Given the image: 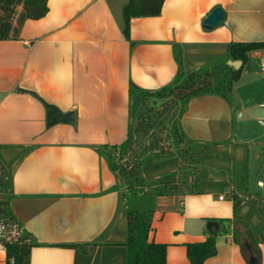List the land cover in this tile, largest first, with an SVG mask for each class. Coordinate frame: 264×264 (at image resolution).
<instances>
[{
	"label": "crops",
	"instance_id": "obj_1",
	"mask_svg": "<svg viewBox=\"0 0 264 264\" xmlns=\"http://www.w3.org/2000/svg\"><path fill=\"white\" fill-rule=\"evenodd\" d=\"M127 3L48 0L45 17L25 21L17 39L0 41L2 154L12 160L30 149L14 170L12 207L43 244L32 250L31 264H74L75 251L57 244L123 240L113 231L106 234L119 196L116 177L97 147L125 141L130 81L149 90L170 84L179 69L174 43L184 50L226 52L233 42H264V0H165L159 16L131 20L132 47L123 34ZM216 7L224 10V20L206 30L203 21ZM259 53L264 55L249 57ZM43 101L73 111L75 123L48 126ZM235 121L243 143L251 145L248 189L251 157L263 189L264 74L258 62L243 67L229 103L213 95L195 97L181 119L191 139L215 143L237 142ZM252 124L260 137L251 136ZM233 217L225 193L160 198L149 239L167 246L166 264H189L187 245L210 236L216 237L217 254L204 264H264V244L251 243L241 226L235 243ZM0 264H6L1 245Z\"/></svg>",
	"mask_w": 264,
	"mask_h": 264
},
{
	"label": "trees",
	"instance_id": "obj_2",
	"mask_svg": "<svg viewBox=\"0 0 264 264\" xmlns=\"http://www.w3.org/2000/svg\"><path fill=\"white\" fill-rule=\"evenodd\" d=\"M164 2L128 0L123 7V34L132 47L136 43L130 37L131 20L159 16ZM48 11V0H0V41L17 39L25 21L39 20ZM173 51L179 68L174 80L157 90L144 89L130 81L126 139L121 144L97 147L116 177L113 190L119 196L116 216L106 234L113 231L123 240L110 242L100 237L89 242L55 245L74 250V264H166L167 246L149 238L158 200L173 196L229 192L234 209L235 243H240L241 226L251 243L264 244V195L249 194L250 198L245 195L249 192L248 159L231 160L230 167H219L222 178L211 177L212 171L206 163L220 159L214 148L230 141L193 140L181 123L190 100L195 97L213 95L229 103L234 83L240 78L249 55L264 51V42L230 43L224 59L201 73L184 71L183 45L174 43ZM233 61H242V68L235 70ZM155 100L163 103L151 104ZM178 104L181 109L175 118L172 109ZM2 149L0 146V245L6 253V264H31L32 250L43 244L24 227L12 207L16 197L14 170L30 149L12 160L4 158ZM120 214L126 221L124 232L115 226ZM216 254L213 236L187 245L189 264H204Z\"/></svg>",
	"mask_w": 264,
	"mask_h": 264
},
{
	"label": "rangeland",
	"instance_id": "obj_3",
	"mask_svg": "<svg viewBox=\"0 0 264 264\" xmlns=\"http://www.w3.org/2000/svg\"><path fill=\"white\" fill-rule=\"evenodd\" d=\"M225 53V48H210V49H204V50H194V49H188L186 48L183 52V60H184V65H183V68H184V71L186 73H190V72H193V71H197L198 73H201L203 70H205L206 68H211L213 67L215 64H218L219 61H222L224 59V56L223 54ZM209 57V58H208ZM262 59V53H259V54H256V55H252L251 57H249V60L248 61H251V62H255L258 64L260 63V60ZM242 68V64L240 65L239 69ZM161 103H163V100H155V101H152L151 104L155 105V106H159ZM181 109V104H178L175 109H172L173 112H172V115H174L175 118H177V116L179 115V111ZM237 114L238 112L235 111V116L237 118ZM251 136L253 138H255V136H259L261 135V130L259 131L254 124H252L251 126ZM240 125H239V122L238 121H235V124H234V135H235V139L237 140V142H231L228 143V144H225V145H222V146H219V147H216L214 148L215 151H218L220 153V159H217L216 161H208L206 163V167H208L210 169V172L211 173V177H214V178H222L220 175H219V167H230L231 165V160L233 161H242L243 158H247L248 160V163H249V158H248V154H249V151H248V147H250L249 145L247 144H244V134H242V129L240 130ZM246 137V136H245ZM234 139V141H236ZM242 140V143L239 142V140ZM211 150V149H210ZM256 158L254 157H251L250 158V164L252 165V182L250 184V188L248 189L249 192L250 191H259L261 193V195H264L262 194L264 188L262 189L258 183H257V177H256V170H255V167H256ZM215 171V172H214ZM229 178L230 177V174L227 173L226 175V178ZM262 178L264 180V175H262ZM249 192H246L245 195L247 198H250L249 197V194H257V193H249ZM226 195L229 196V192H225ZM264 207V206H263ZM248 209V207H247ZM245 209L244 210V213L245 211L247 210ZM119 219H118V223H117V227H119L118 229L119 230H123L124 229V218L123 216L120 214L119 215ZM240 227V226H239ZM243 228V227H241ZM236 228L234 227L233 230H235ZM243 231H245V229L243 228ZM247 237V236H246ZM121 238V237H120Z\"/></svg>",
	"mask_w": 264,
	"mask_h": 264
},
{
	"label": "water",
	"instance_id": "obj_4",
	"mask_svg": "<svg viewBox=\"0 0 264 264\" xmlns=\"http://www.w3.org/2000/svg\"><path fill=\"white\" fill-rule=\"evenodd\" d=\"M224 10L221 7H216L212 12L204 19L203 28L211 30L214 27L221 24L224 20ZM242 61H233L231 65L235 70H238ZM47 111V125L52 127L58 124L73 125L75 123V114L73 111L62 112L54 105L47 104L43 101Z\"/></svg>",
	"mask_w": 264,
	"mask_h": 264
},
{
	"label": "built area",
	"instance_id": "obj_5",
	"mask_svg": "<svg viewBox=\"0 0 264 264\" xmlns=\"http://www.w3.org/2000/svg\"><path fill=\"white\" fill-rule=\"evenodd\" d=\"M260 69L261 72L264 74V55L262 56V59L260 61Z\"/></svg>",
	"mask_w": 264,
	"mask_h": 264
}]
</instances>
